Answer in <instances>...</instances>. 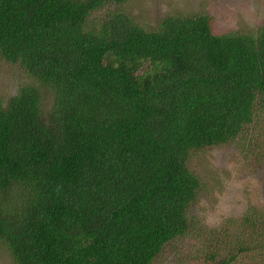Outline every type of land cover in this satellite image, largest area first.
Returning a JSON list of instances; mask_svg holds the SVG:
<instances>
[{
    "label": "trees",
    "instance_id": "16d2710c",
    "mask_svg": "<svg viewBox=\"0 0 264 264\" xmlns=\"http://www.w3.org/2000/svg\"><path fill=\"white\" fill-rule=\"evenodd\" d=\"M129 1L0 0V64L26 79L0 96V245L16 264H155L194 232L188 264H257L264 209L207 232L190 162L247 139L264 153V24L147 27Z\"/></svg>",
    "mask_w": 264,
    "mask_h": 264
},
{
    "label": "rangeland",
    "instance_id": "374dc122",
    "mask_svg": "<svg viewBox=\"0 0 264 264\" xmlns=\"http://www.w3.org/2000/svg\"><path fill=\"white\" fill-rule=\"evenodd\" d=\"M125 10L140 25L147 27L155 26L168 16L205 13L213 18L217 34L250 33L264 24V0H130ZM25 82L19 68L0 64V96L8 99ZM52 96L49 91H44L47 100H44L43 109L48 108ZM263 124L255 126V135L261 132ZM248 138H253L252 131H248ZM256 151L260 155H256ZM190 165L204 182L189 216L207 232L241 233L239 228L245 211L250 207L264 209V153L250 140L196 153ZM251 236L245 239L243 233L239 241H249ZM257 239L256 263L264 264L263 239L261 236ZM194 240L195 233L190 232L173 242L172 249L166 248L155 264H177L176 258L180 254H183L181 262L188 264ZM246 256H240L239 264L255 263ZM0 264H16L4 245H0Z\"/></svg>",
    "mask_w": 264,
    "mask_h": 264
}]
</instances>
